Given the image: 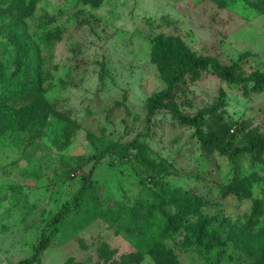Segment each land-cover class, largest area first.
Listing matches in <instances>:
<instances>
[{"label":"rangeland","instance_id":"obj_1","mask_svg":"<svg viewBox=\"0 0 264 264\" xmlns=\"http://www.w3.org/2000/svg\"><path fill=\"white\" fill-rule=\"evenodd\" d=\"M15 1L28 0H0L7 26ZM81 1L36 0L22 34L0 29L4 73L14 69L16 38L39 80L0 96L17 122L8 130L0 118V264L31 258L99 153L93 190L32 264H158L162 252L164 264H261L264 154L231 159L201 147L169 110L149 123L146 115L174 62L209 56L264 73V0ZM173 94L228 146L264 138V90L252 83L229 84L206 68ZM234 177L240 192L223 195ZM131 220L147 239L126 229Z\"/></svg>","mask_w":264,"mask_h":264},{"label":"trees","instance_id":"obj_2","mask_svg":"<svg viewBox=\"0 0 264 264\" xmlns=\"http://www.w3.org/2000/svg\"><path fill=\"white\" fill-rule=\"evenodd\" d=\"M23 1V0H22ZM84 2V0H82ZM81 1V2H82ZM219 2V0H215ZM223 1V0H222ZM36 0H28L26 4H19L15 1V3L11 2L14 5L15 11L14 14H8L7 16L12 19L10 22V26L5 24L3 21L4 18H0V29L9 30L12 29L15 32H20L22 34V30L25 24H22L21 21L24 22V19L30 14V12L34 8ZM86 3L95 6L98 5L101 0H85ZM224 3V2H223ZM18 6H17V5ZM16 15L14 18L12 16ZM16 20V21H14ZM15 22V23H13ZM13 23V24H12ZM7 26V27H5ZM6 32V31H5ZM179 46H182L180 40H177ZM13 46V58L12 63L14 64V69L10 71L8 75L4 73L6 69V65L0 62V96L4 97L3 100H7V97L12 96L17 91L28 92L34 89H38L39 80L36 78V75L31 72L33 65L30 59L27 57V45L20 44L16 38H12L11 43ZM178 50V49H176ZM172 50L170 49V52ZM210 68L213 73L222 81L229 84H248L252 83V88L255 90L262 91L264 90V73L260 71H253L248 75H244L241 73L240 66L238 64H232L230 66H225L220 64L216 59L209 56L196 57L194 59L189 60L187 63H172L167 71V86L165 89L151 95L147 99L148 111L146 115L147 123L150 122L154 113L161 109H167L171 112L172 116L178 120V122L184 126L193 128V134L197 138L201 147H208L216 150L220 155L225 157H229L231 159H236L240 156H250L254 159L260 160V155L264 154V138L252 139L246 142L245 144L239 146H228L225 144V136L220 135L219 131H205L204 127V119L202 112H198L194 115H187L183 113L176 102L173 99V93H175L176 89L183 83H185V79L189 78L190 80H196L199 78L201 71ZM19 76V79L16 78ZM0 118H3L8 127L6 129L13 130L14 124L17 123L10 113L4 112L2 104L0 103ZM234 125L232 121L228 123V127ZM26 124H23V127ZM228 129V128H227ZM240 130V128H239ZM228 134V130L224 135ZM137 139H134L130 144L135 146ZM102 153H99L95 156L94 164L92 165L89 173L85 176L81 177V185L78 189L77 194L73 197L71 203L64 204L61 209L50 219L48 223H46L45 227L41 231L40 239L38 245L34 251V254L31 258L24 259L20 261L18 264H32L40 259L42 252L49 246L52 237L55 235L57 230V226L63 220L66 214L75 211L80 208L82 202L85 197L91 193L93 190L94 182L92 180V175L94 173L95 164L101 159ZM264 164V163H261ZM236 177L227 185L222 193L226 195L228 193L237 194L240 192L241 188L237 183ZM165 222L163 221L162 224ZM137 225V222H136ZM133 220L127 223L126 229L130 228L136 230L137 233L141 234L140 239H147L145 235V231L139 227H137ZM141 230L143 232L141 233ZM264 234V231H263ZM152 240H156V238H152ZM141 241V240H140ZM156 243L158 240L155 241ZM209 244L213 246H218L221 241L216 238H209ZM155 245V244H154ZM264 249V248H263ZM158 253V252H157ZM164 253L157 254L158 257L156 261L158 264L163 263L165 259ZM263 259H264V251H263ZM259 264V263H258ZM264 264V261L261 263Z\"/></svg>","mask_w":264,"mask_h":264}]
</instances>
